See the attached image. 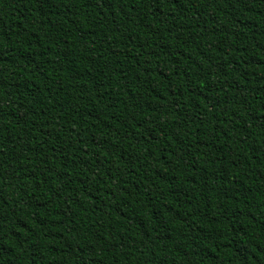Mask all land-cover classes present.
<instances>
[{
    "label": "trees",
    "instance_id": "16d2710c",
    "mask_svg": "<svg viewBox=\"0 0 264 264\" xmlns=\"http://www.w3.org/2000/svg\"><path fill=\"white\" fill-rule=\"evenodd\" d=\"M0 264H264V0H0Z\"/></svg>",
    "mask_w": 264,
    "mask_h": 264
}]
</instances>
